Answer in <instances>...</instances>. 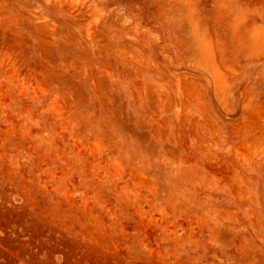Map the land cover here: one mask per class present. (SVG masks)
<instances>
[{"label": "rangeland", "instance_id": "obj_1", "mask_svg": "<svg viewBox=\"0 0 264 264\" xmlns=\"http://www.w3.org/2000/svg\"><path fill=\"white\" fill-rule=\"evenodd\" d=\"M263 132L264 0H0V264H264Z\"/></svg>", "mask_w": 264, "mask_h": 264}, {"label": "bare ground", "instance_id": "obj_2", "mask_svg": "<svg viewBox=\"0 0 264 264\" xmlns=\"http://www.w3.org/2000/svg\"><path fill=\"white\" fill-rule=\"evenodd\" d=\"M261 112V111H260ZM264 133V132H263ZM260 134V133H259ZM249 139V138H248ZM263 147V146H262ZM253 148V147H252ZM253 153V152H252ZM249 155V154H248Z\"/></svg>", "mask_w": 264, "mask_h": 264}]
</instances>
